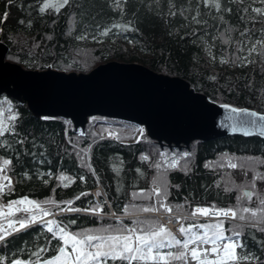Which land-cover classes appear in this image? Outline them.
Segmentation results:
<instances>
[{
	"label": "trees",
	"instance_id": "1",
	"mask_svg": "<svg viewBox=\"0 0 264 264\" xmlns=\"http://www.w3.org/2000/svg\"><path fill=\"white\" fill-rule=\"evenodd\" d=\"M45 2L0 0V17L7 14L0 20V36L11 49L8 61L27 70L85 74L112 61L138 63L188 81L219 105L264 114V48L257 43L264 41V15L253 11L264 9V0H219V11L204 0H69L59 12H41ZM254 45L256 51L249 54ZM0 111L11 129L0 136V166L9 160L6 169L14 179L3 202L27 198L48 206L52 215L63 212L51 220L71 234L122 228L109 217L113 212L134 216L125 219L131 227L164 226L151 215L154 211H142H164L157 197L148 195L153 186L166 185L162 202L178 215H190L197 207L264 208V179L257 178L264 176V140L259 137L195 142L188 152L163 151L147 135L131 144L132 127L114 120L88 124L82 135L70 121L36 119L26 105L6 96L0 97ZM109 130L129 143L101 141L99 134ZM173 156L180 158L176 168L165 162ZM246 190L253 193L251 200ZM69 201L81 211L64 210ZM27 218L16 215L13 220ZM199 222L184 219L183 226ZM28 227L9 231L0 241V264H36L57 254L62 242L47 231L46 221ZM234 227L242 230L244 245L237 252L252 257L239 264H264V232L259 230L264 223L224 221L226 235Z\"/></svg>",
	"mask_w": 264,
	"mask_h": 264
},
{
	"label": "water",
	"instance_id": "2",
	"mask_svg": "<svg viewBox=\"0 0 264 264\" xmlns=\"http://www.w3.org/2000/svg\"><path fill=\"white\" fill-rule=\"evenodd\" d=\"M9 53L0 36V97L26 105L36 119L67 120L75 132H85L92 117L139 125L162 150L170 151L228 137L264 140V121L259 119L264 114L251 109L233 113L232 107L212 102L188 81L142 64L113 61L88 74L39 71L8 61Z\"/></svg>",
	"mask_w": 264,
	"mask_h": 264
},
{
	"label": "snow or ice",
	"instance_id": "3",
	"mask_svg": "<svg viewBox=\"0 0 264 264\" xmlns=\"http://www.w3.org/2000/svg\"><path fill=\"white\" fill-rule=\"evenodd\" d=\"M69 3V0H46L43 6L40 8L41 12L46 9L53 8L59 12L61 8ZM206 5L211 4L218 11L221 8L219 0H204ZM119 6V5H117ZM230 11V10H229ZM258 15H264V9H253ZM7 14H3L0 20L6 19ZM199 22V21H197ZM107 35V32L103 33ZM262 48H264V41H258ZM242 51V49H241ZM255 45L250 49L251 52H255ZM246 59V58H245ZM226 62V61H224ZM223 107H228L223 105ZM10 111V109H9ZM231 112H237L236 108H231ZM244 115L256 116V113L245 112ZM0 117H3V112L0 111ZM9 120L16 119L15 116H9ZM261 121H264V117H259ZM11 129L6 124L5 120L0 118V136H4L6 132ZM147 159V157H144ZM10 164L9 160L3 161V167H0V173H4L7 166ZM177 161L173 160L169 167H175ZM233 169L237 167L235 163L229 164ZM90 167V165H88ZM160 167L159 164L156 165ZM258 179H264V176H257ZM60 179L67 180V177L61 176ZM83 179V177H81ZM7 181V185L3 182ZM11 188V180L7 175L0 176V193H3L4 188ZM67 187V184H65ZM252 187H255L253 183ZM84 195H87L85 193ZM99 195V193H98ZM149 196L154 195L160 202V207L167 212H171L172 209L167 207L162 198L167 196L166 185L155 186ZM245 196L251 200L253 197L252 192L245 193ZM79 199V197H77ZM238 199H241L238 197ZM45 203H53V201H45ZM68 208L64 210L68 211H81L78 208H71V201L67 202ZM261 205H264V197L260 198ZM16 205H28V208L16 209L17 211H24L28 213L27 219H19L16 221H9L8 228L12 231H19L27 227L30 223L38 222V215L36 210L39 211L41 218L50 215L48 211L42 210L41 206L35 202L24 198L18 201H11L7 204V213L3 211V207L0 206V216H12L14 215V206ZM99 206H97V209ZM95 211V209H94ZM127 211V209H125ZM143 212L156 211L155 207H145ZM247 213L248 216L244 214ZM193 216L203 215L205 217H212L216 219V223L195 225L185 228L183 225L179 228V232L183 237V240L178 239L164 226L159 224H149L145 228L137 227H122L113 230L105 229L100 233L81 232L71 234L61 227L56 221H46L47 231L52 233L54 237H58V240L62 242V246L58 249V255H54L51 259L43 261V264H108L112 261L113 264L119 261L120 264H174V262H181V264H236L239 260H251V256H241L237 249H242L244 245L240 241L242 230L239 227L229 229L232 235H226L224 228L223 218L240 221H251L257 227L264 223V208L250 209L248 207L233 208H221L217 209L215 206L212 208H200L197 207L192 212ZM19 227H15V225ZM53 225L56 226L57 231H53ZM193 228H198L200 231L193 232ZM259 230L264 232V227H259ZM0 241L5 239V236L9 233L0 226ZM115 234H112V233ZM235 237V239H234ZM177 248L179 251L173 252L170 249ZM70 249V250H69ZM169 249L164 252L162 250ZM45 249H40V252ZM40 252L33 253L37 257V261L41 259ZM12 264H22L20 260L12 261ZM27 264H35V262H27Z\"/></svg>",
	"mask_w": 264,
	"mask_h": 264
},
{
	"label": "built area",
	"instance_id": "4",
	"mask_svg": "<svg viewBox=\"0 0 264 264\" xmlns=\"http://www.w3.org/2000/svg\"><path fill=\"white\" fill-rule=\"evenodd\" d=\"M105 121L106 119L104 118H99V117H92V118H89V121L88 123H94V122H97V121ZM132 130H133V133L131 135V143L132 144H136V143H139L144 134H145V129L141 126H138V125H132ZM101 140H111V141H114V142H121L120 138L119 137H113L111 136V133L109 132H105L101 135ZM0 167H3V166H0ZM2 175H7L10 180H11V188L12 186L14 185V179L8 174V172L6 171L5 169V172L4 173H0V176ZM5 185H7V181H4L3 182ZM155 187V186H154ZM11 188H8V187H5L4 188V191L3 193H0V198L6 194H8L9 190ZM153 189V188H152ZM94 195H95V191L92 192ZM1 206L3 207V211L5 213H7V205L1 203ZM29 206L28 205H16L14 206V212L16 213H19V214H26L28 215V213L24 212V211H17L16 209H23V208H28ZM200 208H203V207H200ZM37 212V210H36ZM154 216H157L164 225H166V227L176 236L178 237L179 239H182V236L181 234L179 233V228L181 227V225L183 224V221L182 219H191V220H196V221H205V222H211V221H216V219L212 218V217H205L203 215H196V216H193L192 214L188 217H185V216H182V215H176V214H172V213H169V212H166V213H155L153 214ZM111 218L115 219L117 222L121 223V219L122 217H117L116 215H111L110 216ZM50 218H54V216L50 217ZM49 219V218H47ZM220 219H223V220H227V221H233L232 219H228V218H223L221 217ZM46 220V219H44ZM44 220H40L38 222H36L35 224H38L40 223L41 221H44Z\"/></svg>",
	"mask_w": 264,
	"mask_h": 264
},
{
	"label": "rangeland",
	"instance_id": "5",
	"mask_svg": "<svg viewBox=\"0 0 264 264\" xmlns=\"http://www.w3.org/2000/svg\"><path fill=\"white\" fill-rule=\"evenodd\" d=\"M90 43H93L92 41L90 42ZM110 131V130H109ZM105 132H108V131H105ZM104 132H102V133H100L99 134V136L101 137V135L103 134ZM110 133H111V136H113V137H115L116 135H114L113 134V132L112 131H110ZM118 137V136H117ZM120 140H123L122 138H120ZM87 155H88V153H87ZM173 160H175V161H177V164H176V166L174 167V168H176V167H178V163H180V158L179 157H177V156H173V157H171V158H166L165 159V162H166V165H170L171 163H172V161ZM171 168H173V167H171ZM248 191H250V190H248ZM164 204L166 205V203L164 202ZM167 206V205H166ZM48 206H41V209L42 210H48ZM39 211L40 210H37V215H38V220L40 219V220H42L43 218H46V217H48V216H50V215H48V216H46V217H43V218H41L40 216H39ZM172 212V211H171ZM5 213V212H4ZM155 213H166V211H159V210H157L156 209V211L154 212V213H152V214H155ZM6 214V213H5ZM14 216H16V213L14 212V215H12V216H0V226H3V229L4 230H6L7 232H9L10 231V233L11 234H13L14 232H16V231H12L11 229H9L8 228V223H9V221L11 220V221H14L13 220V217ZM182 216H187V215H182ZM132 217H134V216H125V217H122V219H121V223H120V225H121V227H131L130 225H128V224H126L125 223V219H127V218H132ZM155 217H157V216H155ZM158 218V217H157ZM161 222V221H160ZM119 223V222H118ZM33 224V223H32ZM35 224V223H34ZM202 224H205V223H201V222H199V223H197V224H195V225H202ZM31 224H29V226H30ZM193 224H186L184 227L185 228H188V227H190V226H192ZM15 227H19V225L17 224V225H15ZM198 231H200V229H198V228H193V232H198ZM9 233V234H10ZM0 234H3V232H0ZM237 264H239V261H237Z\"/></svg>",
	"mask_w": 264,
	"mask_h": 264
},
{
	"label": "bare ground",
	"instance_id": "6",
	"mask_svg": "<svg viewBox=\"0 0 264 264\" xmlns=\"http://www.w3.org/2000/svg\"><path fill=\"white\" fill-rule=\"evenodd\" d=\"M11 50V49H10ZM113 62V61H112ZM100 122H102V121H100ZM108 122V121H107ZM93 124V123H92ZM104 124V123H103ZM109 124H111L110 123V121H109ZM115 125H116V123H114ZM95 125V124H94ZM66 126V125H65ZM122 126H123V123H122ZM116 127H117V125H116ZM69 128V127H68ZM74 128V127H73ZM112 129V128H111ZM70 131H71V129H70ZM85 132H87L86 130H85ZM85 132H83L84 134H85ZM70 133V132H69ZM81 133V132H80ZM102 133V132H101ZM80 135V134H79ZM131 135V134H130ZM84 137V136H83ZM80 138V137H79ZM101 138V137H100ZM92 140V139H91ZM101 140V139H100ZM150 140V139H149ZM102 141V140H101ZM68 142V141H67ZM195 143V142H194ZM193 144V143H192ZM191 144V145H192ZM190 145V148L189 149H183V150H181V151H179L178 149H173L172 151H179V152H183V151H191V148H192V146ZM194 145V144H193ZM166 149H168V148H166ZM168 150H170V149H168ZM164 151V150H163ZM166 151V150H165ZM171 153V152H170ZM173 153V152H172ZM89 154V153H88ZM190 154V153H189ZM89 160V159H88ZM99 201V200H98ZM158 210V209H157ZM159 211H161V210H159ZM155 212V211H154ZM177 214V213H176ZM90 215V214H89ZM111 215H116V214H114V212L111 214ZM191 215V214H190ZM190 215H187V216H185V217H188V216H190ZM109 219V218H108ZM4 242V241H3ZM190 264H194V262H191L190 261ZM236 264H237V262H236Z\"/></svg>",
	"mask_w": 264,
	"mask_h": 264
}]
</instances>
